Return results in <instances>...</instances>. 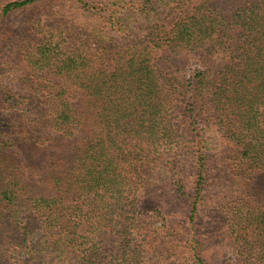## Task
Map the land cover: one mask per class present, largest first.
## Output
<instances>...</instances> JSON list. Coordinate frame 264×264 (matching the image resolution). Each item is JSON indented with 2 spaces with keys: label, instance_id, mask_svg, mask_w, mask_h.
<instances>
[{
  "label": "trees",
  "instance_id": "1",
  "mask_svg": "<svg viewBox=\"0 0 264 264\" xmlns=\"http://www.w3.org/2000/svg\"><path fill=\"white\" fill-rule=\"evenodd\" d=\"M41 1L1 3L0 22ZM75 2L103 27L25 40L28 93L0 78V256L143 264L156 253L159 264L169 236H190L194 261L207 264L196 219L208 179L220 178L212 137L231 175L264 171V0ZM137 15L140 33L131 31ZM161 181L186 202V232L143 209L162 197ZM238 200L231 229L250 243L248 229L264 217Z\"/></svg>",
  "mask_w": 264,
  "mask_h": 264
},
{
  "label": "rangeland",
  "instance_id": "2",
  "mask_svg": "<svg viewBox=\"0 0 264 264\" xmlns=\"http://www.w3.org/2000/svg\"><path fill=\"white\" fill-rule=\"evenodd\" d=\"M5 1L7 0H0V4ZM90 1L107 3L110 0ZM134 17L138 19H130L133 28L131 31L140 33L138 29L146 26L145 17L138 15ZM103 25V18L91 14L81 2L76 4L75 0H44L12 12L9 18L0 22L1 80L16 91L28 93L30 86L24 79L26 72L21 49L25 40L34 42L37 34L41 35L43 31L53 32V28L60 26L70 29H96ZM107 34L112 36L110 32ZM126 39H128L126 36L121 37L119 41L124 42ZM211 145L214 155L212 166L216 167V174L220 178L214 179L212 175L208 179L206 197L196 219L198 230L196 236L202 244L201 255L207 264H264V220L254 224V230L248 229L250 243L243 239L236 240L230 220L232 210L241 205L239 197H243L244 201L252 200L259 208L255 214L264 217V171L252 174L250 180L241 175L233 176L229 173L228 161H223L227 154L224 152L221 139L218 136L212 137ZM184 160L181 163L188 170L185 178L189 190H192L194 176L189 161ZM163 184L164 181H161L157 189V193L162 194V197L153 201L155 204L146 203L143 209L149 208L150 219L153 222H160L161 216L164 215L171 226L179 229L175 234L186 232L182 216V213H185L186 202L178 200L170 188ZM157 208L161 209L162 215H157ZM189 239L190 236L180 238L169 236L168 244L161 250L162 261L159 264H196L193 255L188 251ZM14 256L13 253H6L4 258L0 256V264L3 260H6L4 261L6 264H19ZM156 256V253L149 254L143 264H158L156 262L160 259Z\"/></svg>",
  "mask_w": 264,
  "mask_h": 264
}]
</instances>
